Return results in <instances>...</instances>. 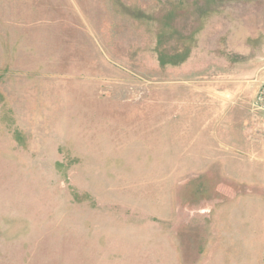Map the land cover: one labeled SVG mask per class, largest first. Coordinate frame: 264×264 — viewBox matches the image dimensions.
Segmentation results:
<instances>
[{"label": "rangeland", "instance_id": "rangeland-1", "mask_svg": "<svg viewBox=\"0 0 264 264\" xmlns=\"http://www.w3.org/2000/svg\"><path fill=\"white\" fill-rule=\"evenodd\" d=\"M264 0H0V264H264Z\"/></svg>", "mask_w": 264, "mask_h": 264}, {"label": "built area", "instance_id": "built-area-1", "mask_svg": "<svg viewBox=\"0 0 264 264\" xmlns=\"http://www.w3.org/2000/svg\"><path fill=\"white\" fill-rule=\"evenodd\" d=\"M251 108L254 113H259L264 121V73L252 101Z\"/></svg>", "mask_w": 264, "mask_h": 264}]
</instances>
